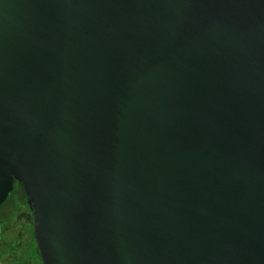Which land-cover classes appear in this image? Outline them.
Wrapping results in <instances>:
<instances>
[{
	"label": "water",
	"instance_id": "1",
	"mask_svg": "<svg viewBox=\"0 0 264 264\" xmlns=\"http://www.w3.org/2000/svg\"><path fill=\"white\" fill-rule=\"evenodd\" d=\"M41 264H264V0H0V205Z\"/></svg>",
	"mask_w": 264,
	"mask_h": 264
},
{
	"label": "trees",
	"instance_id": "2",
	"mask_svg": "<svg viewBox=\"0 0 264 264\" xmlns=\"http://www.w3.org/2000/svg\"><path fill=\"white\" fill-rule=\"evenodd\" d=\"M0 205V264H41L32 237L30 211L18 183ZM17 215H21L15 220ZM25 215V216H24ZM20 227L22 232L14 241L7 232Z\"/></svg>",
	"mask_w": 264,
	"mask_h": 264
},
{
	"label": "flooded vegetation",
	"instance_id": "3",
	"mask_svg": "<svg viewBox=\"0 0 264 264\" xmlns=\"http://www.w3.org/2000/svg\"><path fill=\"white\" fill-rule=\"evenodd\" d=\"M13 188H14V184H13ZM13 188H12V190H13ZM11 190V191H12ZM7 198V197H6ZM6 200V199H5ZM4 203V202H3ZM2 203V204H3ZM1 204V205H2ZM25 216V215H24ZM21 217V215H17L16 217H15V220H18L19 218ZM30 222H31V214H30ZM31 225H32V223H31ZM22 232V230L20 229V227H16V228H14L13 229V231L12 232H7V234L8 235H11L10 237H14V241L17 239V237L19 236V234ZM20 237V236H19Z\"/></svg>",
	"mask_w": 264,
	"mask_h": 264
},
{
	"label": "rangeland",
	"instance_id": "4",
	"mask_svg": "<svg viewBox=\"0 0 264 264\" xmlns=\"http://www.w3.org/2000/svg\"><path fill=\"white\" fill-rule=\"evenodd\" d=\"M8 197V196H7ZM9 198V197H8Z\"/></svg>",
	"mask_w": 264,
	"mask_h": 264
}]
</instances>
